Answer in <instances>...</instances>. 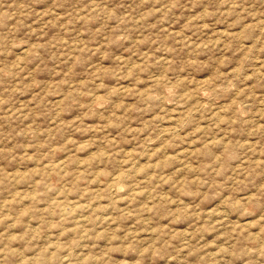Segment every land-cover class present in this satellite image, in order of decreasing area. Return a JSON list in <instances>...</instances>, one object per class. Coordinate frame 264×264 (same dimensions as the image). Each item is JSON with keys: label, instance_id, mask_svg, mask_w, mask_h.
<instances>
[{"label": "rangeland", "instance_id": "obj_1", "mask_svg": "<svg viewBox=\"0 0 264 264\" xmlns=\"http://www.w3.org/2000/svg\"><path fill=\"white\" fill-rule=\"evenodd\" d=\"M0 264H264V0H0Z\"/></svg>", "mask_w": 264, "mask_h": 264}, {"label": "bare ground", "instance_id": "obj_2", "mask_svg": "<svg viewBox=\"0 0 264 264\" xmlns=\"http://www.w3.org/2000/svg\"><path fill=\"white\" fill-rule=\"evenodd\" d=\"M173 119V118H172ZM178 122V121H177ZM173 126V125H172ZM171 126V127H172ZM175 126V125H174ZM177 127V126H176ZM167 129V132L169 131V132H171V131H173V128H166ZM176 132V131H175ZM177 134V133H176ZM115 177H117V176H115ZM120 178V177H119ZM111 179H113V177L111 178ZM116 179V178H115ZM118 179V178H117ZM113 184H115L114 182H112ZM120 184V183H119ZM119 184H117V186L119 185ZM115 186H116V184H115ZM119 187V186H118ZM121 187V186H120ZM113 188V187H112ZM111 188V189H112ZM117 187H115V189H116ZM114 189V190H115ZM121 188H119V189H117L118 191L120 190ZM117 190H115V191H117ZM111 192H112V190H111ZM119 193V192H118ZM113 194V193H112ZM117 194V193H116ZM118 195V194H117ZM115 197V196H114ZM117 197V196H116ZM113 198V197H112ZM58 201H60V200H58ZM64 201V200H63ZM66 202V201H65ZM58 205V204H57ZM65 205V204H64ZM64 205H62V206H64ZM221 212V211H220ZM64 213V212H63ZM63 213H62V215H63ZM66 213V212H65ZM214 213V212H213ZM216 213V212H215ZM212 214V213H211ZM217 214H219L218 213V211H217ZM221 215V214H220ZM68 216V215H67ZM209 216V215H208ZM214 216H215V214H214ZM66 217V216H65ZM69 217V216H68ZM80 218V217H79ZM81 218H82V216H81ZM84 220V219H83ZM82 219H77V221H75L76 222V224H78V222L79 223H82V221H83ZM85 221V220H84ZM63 260V259H62Z\"/></svg>", "mask_w": 264, "mask_h": 264}]
</instances>
